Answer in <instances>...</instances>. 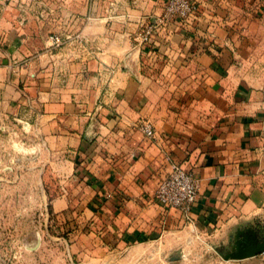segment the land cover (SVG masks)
<instances>
[{
  "label": "crops",
  "instance_id": "obj_1",
  "mask_svg": "<svg viewBox=\"0 0 264 264\" xmlns=\"http://www.w3.org/2000/svg\"><path fill=\"white\" fill-rule=\"evenodd\" d=\"M165 1L49 0L25 22L4 0L0 28L35 53L2 101L25 104L36 171L61 183L52 207L89 263L250 264L218 252L264 224V0H192L189 20L138 43ZM170 162L199 180L192 222L155 197Z\"/></svg>",
  "mask_w": 264,
  "mask_h": 264
},
{
  "label": "rangeland",
  "instance_id": "obj_2",
  "mask_svg": "<svg viewBox=\"0 0 264 264\" xmlns=\"http://www.w3.org/2000/svg\"><path fill=\"white\" fill-rule=\"evenodd\" d=\"M3 1L0 0V22L5 15L3 8L7 7ZM167 1L155 18L162 15ZM48 2L7 0L15 12L10 9L6 16L32 22L37 11L45 8ZM189 2L196 6L194 12L184 19L172 17L164 24L189 20L198 8L195 1ZM35 30L49 31L43 28ZM27 31L33 33L34 29ZM17 33V30L0 28V70L6 69L4 74L0 73V264H91V260L81 253L83 242L80 234L75 233L78 223L66 219L64 214L59 216L52 207V200L61 191V183L53 181L56 176L49 173L42 183V176L36 171L43 167L46 159L36 157L35 142L23 123L26 120L19 118L25 104L12 98L11 93L10 102L2 101L5 91L25 87L26 63L35 53L29 43L12 39L18 38ZM61 43L60 39L59 45H53L59 47ZM255 225L257 233L263 232V223L255 222ZM244 262L264 264V256L259 254Z\"/></svg>",
  "mask_w": 264,
  "mask_h": 264
},
{
  "label": "built area",
  "instance_id": "obj_3",
  "mask_svg": "<svg viewBox=\"0 0 264 264\" xmlns=\"http://www.w3.org/2000/svg\"><path fill=\"white\" fill-rule=\"evenodd\" d=\"M195 9L196 6L189 0H168L162 15L148 21L141 29L137 36L138 43H148L152 35L170 18L184 19ZM53 43L59 45V37H54ZM138 128L146 137L153 138L154 130L150 122H140ZM198 190V178L182 165L170 162L167 175L157 185L155 197L161 206L179 210L186 222H192V206L197 200ZM261 255L264 256V250Z\"/></svg>",
  "mask_w": 264,
  "mask_h": 264
},
{
  "label": "water",
  "instance_id": "obj_4",
  "mask_svg": "<svg viewBox=\"0 0 264 264\" xmlns=\"http://www.w3.org/2000/svg\"><path fill=\"white\" fill-rule=\"evenodd\" d=\"M232 247L230 251L218 252L219 255L225 260H238L259 255L264 250V231L260 234L254 229L240 231Z\"/></svg>",
  "mask_w": 264,
  "mask_h": 264
}]
</instances>
